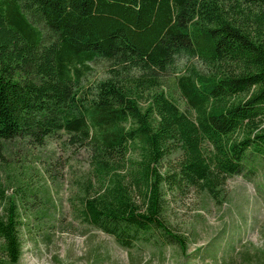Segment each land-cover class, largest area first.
<instances>
[{
  "label": "trees",
  "instance_id": "16d2710c",
  "mask_svg": "<svg viewBox=\"0 0 264 264\" xmlns=\"http://www.w3.org/2000/svg\"><path fill=\"white\" fill-rule=\"evenodd\" d=\"M57 134L87 153L86 221L124 245L153 229L176 238L166 189L216 199L264 158V0H0V155L5 140ZM18 226L11 201L9 264Z\"/></svg>",
  "mask_w": 264,
  "mask_h": 264
},
{
  "label": "rangeland",
  "instance_id": "374dc122",
  "mask_svg": "<svg viewBox=\"0 0 264 264\" xmlns=\"http://www.w3.org/2000/svg\"><path fill=\"white\" fill-rule=\"evenodd\" d=\"M174 79L172 73L167 80ZM64 141L63 134L43 145L24 137L3 141L0 214L14 202L21 244L15 264H264L263 157L227 177L216 199L196 188L166 189L162 215L177 237L153 229L124 245L76 209L77 180L89 170L87 153Z\"/></svg>",
  "mask_w": 264,
  "mask_h": 264
}]
</instances>
